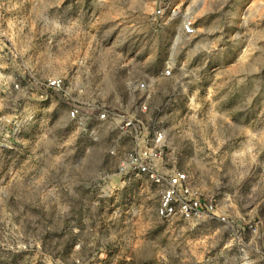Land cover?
I'll return each instance as SVG.
<instances>
[{
  "label": "rangeland",
  "instance_id": "1",
  "mask_svg": "<svg viewBox=\"0 0 264 264\" xmlns=\"http://www.w3.org/2000/svg\"><path fill=\"white\" fill-rule=\"evenodd\" d=\"M245 3L0 0L5 73L29 85L0 105L19 125L0 151V264H241V216L264 227V0L250 2L256 17L229 15ZM48 75L85 81L83 97L108 117L89 105L85 122L69 117ZM116 113L135 117L130 131ZM135 127L165 132L162 166L187 170L225 220L157 216L155 188L119 170ZM263 246L252 239L250 264H264Z\"/></svg>",
  "mask_w": 264,
  "mask_h": 264
},
{
  "label": "built area",
  "instance_id": "2",
  "mask_svg": "<svg viewBox=\"0 0 264 264\" xmlns=\"http://www.w3.org/2000/svg\"><path fill=\"white\" fill-rule=\"evenodd\" d=\"M170 13L173 16L180 14L177 6H169ZM156 13L161 15L163 9L157 8ZM195 27L192 18L184 15L181 22V32L184 35L194 33ZM80 63L85 60L80 58ZM77 70V69H76ZM171 69L167 67L163 70L164 75H169ZM12 83L16 88L29 87L28 83L20 86L13 74H7L2 63L0 53V86ZM43 85L46 90L62 95L69 103L68 115L80 123L92 116L85 111L86 105L96 110V117L104 120L108 117V109L100 107L96 101L86 100L83 93L86 89V83L82 80L67 81L60 75L46 76ZM137 88L146 87L145 81L137 82ZM27 91V90H26ZM41 97L44 95L41 94ZM48 96H45V99ZM141 108L147 109V98L142 101ZM15 109V108H13ZM89 115V116H88ZM118 126L124 131H130L135 125V117L131 114L116 113ZM132 131V130H131ZM138 138L135 145L126 152L119 162V170L122 174L132 175L135 179H142L152 185L158 193V204L155 212L162 219L179 218L194 222H201L213 218L226 219L224 210L218 207V201L215 197H207L196 185L193 184L191 176L187 170L165 169L162 166L165 147V132L161 129L153 131L152 136L146 135L136 127L133 130ZM19 132V125L15 114L3 111L0 108V151L4 149H13ZM242 217V223L235 230L233 240L238 244L240 251L241 264H250L251 253L249 245L252 239L264 237V227L259 218ZM257 252L264 254L263 248H257Z\"/></svg>",
  "mask_w": 264,
  "mask_h": 264
},
{
  "label": "crops",
  "instance_id": "3",
  "mask_svg": "<svg viewBox=\"0 0 264 264\" xmlns=\"http://www.w3.org/2000/svg\"><path fill=\"white\" fill-rule=\"evenodd\" d=\"M241 1V0H239ZM245 1V6L240 9L239 8V13H232L230 12L229 15H238V16H258L257 11L251 7L250 2L257 1V0H242ZM255 10V12H252ZM208 13H209V6H208ZM224 15H227L224 14ZM27 95V91L25 88H16L13 86L12 83L6 85V87H1L0 86V105L5 103V101H10L11 104L19 103L23 97ZM197 246L199 247V242H197Z\"/></svg>",
  "mask_w": 264,
  "mask_h": 264
}]
</instances>
